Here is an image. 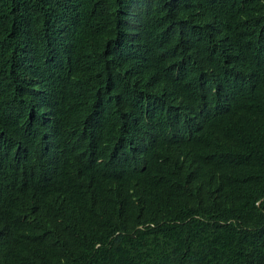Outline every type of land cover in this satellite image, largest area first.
Masks as SVG:
<instances>
[{
  "label": "trees",
  "instance_id": "1",
  "mask_svg": "<svg viewBox=\"0 0 264 264\" xmlns=\"http://www.w3.org/2000/svg\"><path fill=\"white\" fill-rule=\"evenodd\" d=\"M0 264H264V0H0Z\"/></svg>",
  "mask_w": 264,
  "mask_h": 264
}]
</instances>
